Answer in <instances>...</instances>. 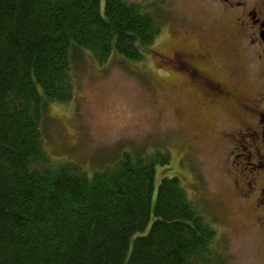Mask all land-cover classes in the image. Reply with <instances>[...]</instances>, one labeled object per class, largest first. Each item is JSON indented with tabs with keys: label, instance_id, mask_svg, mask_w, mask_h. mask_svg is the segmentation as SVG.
Wrapping results in <instances>:
<instances>
[{
	"label": "trees",
	"instance_id": "trees-1",
	"mask_svg": "<svg viewBox=\"0 0 264 264\" xmlns=\"http://www.w3.org/2000/svg\"><path fill=\"white\" fill-rule=\"evenodd\" d=\"M160 32L126 0H0V264H211L215 229L179 179L154 185L167 153L88 174L44 148L47 107L73 96L71 54L139 61Z\"/></svg>",
	"mask_w": 264,
	"mask_h": 264
},
{
	"label": "rangeland",
	"instance_id": "rangeland-1",
	"mask_svg": "<svg viewBox=\"0 0 264 264\" xmlns=\"http://www.w3.org/2000/svg\"><path fill=\"white\" fill-rule=\"evenodd\" d=\"M126 1L150 12L161 32L139 61L113 54L100 64L88 51L73 55L72 99L49 105L41 126L49 163H70L92 174L125 153L145 158L167 153L168 164L156 166L154 185L162 177L179 179L215 229L211 264H264V203L262 198L261 205L254 203L241 174L252 173L243 159L251 142L246 134L256 131L253 114L264 106V98L251 95L246 104L256 99V106L247 107V114L240 106L225 113L205 110L197 92L187 85L180 88V80L159 70L164 55L205 51L212 59L202 67L208 66L215 79H228L220 61H229L239 87L247 93L257 90L258 85L250 89L244 84L257 76L247 75L249 65L233 38L231 19L216 11L211 0ZM178 108L186 112L182 127ZM226 132L232 133L230 139L221 135Z\"/></svg>",
	"mask_w": 264,
	"mask_h": 264
},
{
	"label": "flooded vegetation",
	"instance_id": "flooded-vegetation-1",
	"mask_svg": "<svg viewBox=\"0 0 264 264\" xmlns=\"http://www.w3.org/2000/svg\"><path fill=\"white\" fill-rule=\"evenodd\" d=\"M210 3L217 4L216 11L220 10V13L228 15L231 19L232 29L235 32L233 38L241 49V54L247 63L245 64L249 66L256 64L255 67L250 66L249 69V66H246V68L247 75L250 73V76H257V79L252 81V78L247 77L244 84L250 89L258 85L257 90L247 93L246 87L244 89L239 87L229 61L227 63L220 61V66L226 68L228 79H215L208 66L207 69L202 67L205 62L212 59L211 54L205 51L198 54L178 51L173 55H164L159 61V70L166 72V76L172 74L180 80V88L182 85H187L193 92H197L200 95L199 104L204 106L203 109H215L218 113H225L229 111V107L240 106L247 114V107L253 110L256 106V99H253L249 105L246 104L250 99L258 96L261 100L264 98V0H211ZM255 91L256 94H253ZM184 113L186 112L181 108L176 111L179 127H182ZM253 115L252 121L256 119L258 126L256 131L246 134L251 142L247 145L248 151L243 158L246 161V168L252 173H241L244 180L242 187L248 194L250 191L254 192L251 198L254 199L255 204H258V200L262 198L260 201L262 204L264 203V106L259 107ZM221 135L230 139L232 133L226 132ZM256 141V146H253Z\"/></svg>",
	"mask_w": 264,
	"mask_h": 264
},
{
	"label": "bare ground",
	"instance_id": "bare-ground-1",
	"mask_svg": "<svg viewBox=\"0 0 264 264\" xmlns=\"http://www.w3.org/2000/svg\"><path fill=\"white\" fill-rule=\"evenodd\" d=\"M72 53H73V52H72ZM75 54H76V52H75V53H73V54H71V55L73 56V55H75Z\"/></svg>",
	"mask_w": 264,
	"mask_h": 264
}]
</instances>
